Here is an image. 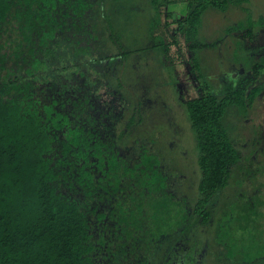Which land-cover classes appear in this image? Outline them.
<instances>
[{"label": "trees", "instance_id": "1", "mask_svg": "<svg viewBox=\"0 0 264 264\" xmlns=\"http://www.w3.org/2000/svg\"><path fill=\"white\" fill-rule=\"evenodd\" d=\"M135 1L0 0V264H153L149 249L160 230L149 227L151 218L142 202L146 197L169 195L173 182L157 149L125 128L130 129L137 117L126 118L121 107L124 98L111 90L116 83L122 85V67L133 52L127 48L123 30L128 17L137 16ZM145 1L152 7L146 37L158 40L161 62L190 59L198 76L206 79L213 73L203 67V54L207 50L208 57L216 41L201 40L205 10L246 8L249 2ZM183 1L187 14L176 30L185 34L191 57L179 42L167 44L169 29L161 23L164 9L168 24L173 16L168 7ZM250 23L262 21L242 18L226 32ZM73 52L77 60L70 66L64 59ZM91 61L103 67L93 71ZM246 75L237 83L231 80L221 92L212 82L201 86L185 101L201 176L194 206L179 204V193L171 192L179 206L167 219L173 234L190 216L207 222L213 200L228 187L234 168L241 164L242 149L235 145L225 116L233 105L240 114L254 107L263 87H249ZM131 176L142 185L139 196L133 193L138 191L136 186H125L132 183ZM124 193L140 201L139 217L137 207L128 215L117 202ZM161 208L158 205L157 210ZM231 216L237 217V210ZM183 234L173 235L172 242ZM227 249L233 264L260 262L258 253L246 260L233 256L232 247ZM192 257L188 264H201Z\"/></svg>", "mask_w": 264, "mask_h": 264}, {"label": "rangeland", "instance_id": "2", "mask_svg": "<svg viewBox=\"0 0 264 264\" xmlns=\"http://www.w3.org/2000/svg\"><path fill=\"white\" fill-rule=\"evenodd\" d=\"M135 3L133 11L138 10L137 16L132 20L128 17L123 30L127 48L133 52L122 67L125 70L122 85L116 83L111 90L124 98L121 107L126 118H130L131 114L137 117L130 129L129 126L125 128L131 132V136L146 140L157 149L173 182L169 195L146 197L142 202L144 211L151 218L149 227H159L160 230L156 241L150 246V259L153 264H163L164 261L188 264L193 255L192 261L196 259L201 264H233L234 260L229 259L225 252L227 247H232L233 256L246 257V260H251L250 257L258 253L260 262L255 264H260L264 259V66L258 68L256 64H264V0H249L246 8L210 7L205 10L201 40L216 41L213 52L208 57L205 55L207 50L203 54V67L213 73L208 79L198 76L190 59L176 63L161 62L160 48L156 46L158 40L146 37L152 7L145 0H136ZM241 8L248 10L244 12ZM168 12L173 14L168 17L170 22L166 24V9L161 22L169 29L165 35L167 44L173 46V42H179L191 57L193 52L185 34L176 30L178 21L187 14V2L169 6ZM242 18L251 19V22L260 19L262 23H250L242 30L226 32L228 26ZM157 37L160 40L159 34ZM202 52L203 48L200 50ZM64 60L73 65L77 60L76 53L68 54ZM88 65L93 71L99 66L103 67V63L96 61ZM226 66L231 68L229 72H226L229 69L225 71ZM254 66L260 70L255 71ZM244 73L249 79V87L260 84L263 89L250 114H240L233 105L225 116V124L235 145L242 149L241 164L234 168L228 187L213 200L207 222L202 223L201 217L196 215L190 216L185 229L179 228L173 234L172 225L167 219L171 220L170 212L179 210V206H175L171 192L176 190L179 193V204L186 202L194 206L199 196L201 176L197 162L199 151L195 133L188 123L185 101L190 92L201 86L209 87L211 82L219 85L218 88L215 86L217 92L224 91L223 87L228 86L231 80L237 83ZM117 99L120 101V97L117 96ZM119 105L116 104L117 108ZM135 107L138 109L135 110ZM129 179H133V176ZM125 186H136L138 191L133 193L141 194L139 186L142 185L135 179ZM128 196V193L121 194L117 202L121 201L123 211L129 215L132 207H137L140 201ZM158 205H162L161 211L157 210ZM223 209L226 213L221 217ZM235 210L237 217H232L231 213ZM136 212H139L136 214L139 217L141 208L137 207ZM172 234L183 236L173 243Z\"/></svg>", "mask_w": 264, "mask_h": 264}]
</instances>
